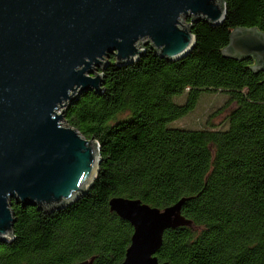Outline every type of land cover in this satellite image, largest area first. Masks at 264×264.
Returning a JSON list of instances; mask_svg holds the SVG:
<instances>
[{
  "label": "trees",
  "instance_id": "16d2710c",
  "mask_svg": "<svg viewBox=\"0 0 264 264\" xmlns=\"http://www.w3.org/2000/svg\"><path fill=\"white\" fill-rule=\"evenodd\" d=\"M225 19L185 20L194 47L179 60L148 44L140 58L103 71L102 89L82 91L64 120L100 147L88 190L70 204L12 200L14 223L0 237V264H120L131 223L113 212L112 197L164 209L189 198L191 224L164 232L156 256L169 264H264V71L223 49L238 27L264 32V0H221ZM203 92L225 93L221 125L173 127ZM187 94L184 104L173 98Z\"/></svg>",
  "mask_w": 264,
  "mask_h": 264
},
{
  "label": "water",
  "instance_id": "95a60500",
  "mask_svg": "<svg viewBox=\"0 0 264 264\" xmlns=\"http://www.w3.org/2000/svg\"><path fill=\"white\" fill-rule=\"evenodd\" d=\"M225 14L221 0H0V237L12 231L13 199L55 207L91 186L100 147L70 126L64 111L82 91L102 89L111 56L126 65L151 44L161 57L179 60L195 44L185 20L218 25ZM223 55L251 57L253 71H264V32L235 28ZM188 199L160 209L112 197L110 209L134 229L120 264H169L156 254L167 229L192 223L181 214Z\"/></svg>",
  "mask_w": 264,
  "mask_h": 264
},
{
  "label": "rangeland",
  "instance_id": "374dc122",
  "mask_svg": "<svg viewBox=\"0 0 264 264\" xmlns=\"http://www.w3.org/2000/svg\"><path fill=\"white\" fill-rule=\"evenodd\" d=\"M188 95L182 94L173 98L177 104H184ZM227 100L225 93L203 92L197 106L191 110L185 117L178 121L169 123L170 126H189L199 128L209 124L221 125L228 112L223 110V105Z\"/></svg>",
  "mask_w": 264,
  "mask_h": 264
},
{
  "label": "bare ground",
  "instance_id": "6f19581e",
  "mask_svg": "<svg viewBox=\"0 0 264 264\" xmlns=\"http://www.w3.org/2000/svg\"><path fill=\"white\" fill-rule=\"evenodd\" d=\"M96 174H97V168L95 167L93 172H92V176L90 177L91 178L90 181H92V179L95 178Z\"/></svg>",
  "mask_w": 264,
  "mask_h": 264
}]
</instances>
